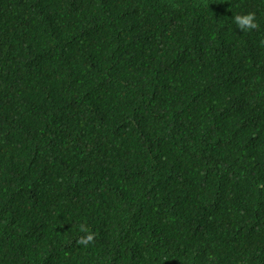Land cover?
Masks as SVG:
<instances>
[{
  "label": "trees",
  "instance_id": "16d2710c",
  "mask_svg": "<svg viewBox=\"0 0 264 264\" xmlns=\"http://www.w3.org/2000/svg\"><path fill=\"white\" fill-rule=\"evenodd\" d=\"M0 264H264V0H0Z\"/></svg>",
  "mask_w": 264,
  "mask_h": 264
},
{
  "label": "clouds",
  "instance_id": "9594fccd",
  "mask_svg": "<svg viewBox=\"0 0 264 264\" xmlns=\"http://www.w3.org/2000/svg\"><path fill=\"white\" fill-rule=\"evenodd\" d=\"M235 23L238 25L239 28L241 29H253L257 27V24L255 22V17L254 14L251 12H248L243 15H236L234 17ZM80 231L84 232L85 235L80 237L78 240V243L87 245L89 242L93 240V233L88 230L87 227L84 225H81Z\"/></svg>",
  "mask_w": 264,
  "mask_h": 264
}]
</instances>
